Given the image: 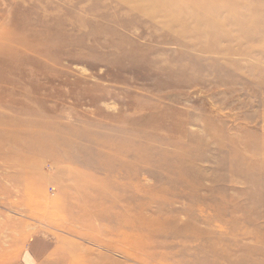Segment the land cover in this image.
I'll use <instances>...</instances> for the list:
<instances>
[{
  "label": "rangeland",
  "instance_id": "374dc122",
  "mask_svg": "<svg viewBox=\"0 0 264 264\" xmlns=\"http://www.w3.org/2000/svg\"><path fill=\"white\" fill-rule=\"evenodd\" d=\"M192 1L0 0V264H264V0Z\"/></svg>",
  "mask_w": 264,
  "mask_h": 264
},
{
  "label": "bare ground",
  "instance_id": "6f19581e",
  "mask_svg": "<svg viewBox=\"0 0 264 264\" xmlns=\"http://www.w3.org/2000/svg\"><path fill=\"white\" fill-rule=\"evenodd\" d=\"M195 5L197 2V0L195 1H192ZM262 25L264 24L261 23ZM29 48V47H28ZM4 106H5V103H4ZM7 109L11 110L12 112H15V111H21V113L23 112V114H25L26 112L29 111V109H23L21 108L20 106L18 105H8V106H5ZM162 116L161 114L159 113H149L146 115V117L144 118V121H145V125L147 126H151L154 125V124H157L159 121L162 120ZM9 122L7 121H2V125H7ZM1 126V125H0ZM56 127V126H55ZM154 128V126H153ZM86 137L88 138L87 139V142L89 143H92L94 145V147L97 148V150L95 151H87L86 154H87V157L86 159H82V160H78V159H72V158H62V159H66L69 163H76V162H79L80 166L85 168V169H89V170H92L94 171L95 174H91V175H87V177H83L81 180L78 181V183L81 185V186H91V185H94L95 187L98 188V196L99 194L101 193V189H103L102 187L105 186L106 184V180L103 179V178H99V175H103L105 174V172H109V171H114V157H116V155H114L113 157V143H112V140H103V139H100V138H96V137H91L89 136L88 133L85 134ZM8 139H12V137H7ZM263 139H264V135H263ZM84 142H82L83 144ZM5 144V143H4ZM2 144V145H4ZM58 147L61 146V144H57ZM5 146V145H4ZM82 146V145H81ZM259 146L260 148L259 149H262L264 150V142H260L259 143ZM137 153V151H134ZM77 154V153H76ZM2 159L4 161H8L10 162L11 164H17V163H20L21 160H19V158L17 159V156H12V154H8V153H2ZM69 157V156H68ZM118 158V157H116ZM99 161L103 162V164H100L99 165ZM240 164H243L244 166H246V172L245 173L247 176H254L256 172H259L262 168V162L261 160L259 159H256V164H248L247 161H246V158L243 157L240 162H239V165L236 166V167H240ZM249 165V166H248ZM15 167V166H14ZM258 167V168H257ZM262 171V170H261ZM181 174H179L180 176ZM114 177V176H113ZM21 178V177H19ZM23 179V178H21ZM24 181H26V179L24 178L23 179ZM256 182H257V178H255ZM112 183V178L109 179L108 183ZM24 184H27V183H24ZM18 197V196H17ZM79 197V196H78ZM82 199L84 200L85 202H91L94 201L95 203H101L102 201H99L96 197H93L92 200L90 199H86L85 197L82 198L81 196L79 197V200ZM103 203V202H102ZM157 226L159 228H162V226H158L159 224H156V223H152V224H148L147 225V228H148V231L150 228H152V226ZM157 228L155 231L156 233H159V232H162L161 229ZM152 231V230H151ZM152 233V232H151ZM150 231L148 232V235L151 234ZM28 238V237H27ZM26 238V240H27ZM25 240V241H26ZM262 240L264 241V237H262ZM229 247V248H227ZM226 254H227V258L229 257L228 255L230 254L231 252V248L230 246H226V248L224 249ZM5 254V253H4ZM136 257V256H135ZM226 258V259H227ZM75 263V261H74ZM235 264H242L241 261H237Z\"/></svg>",
  "mask_w": 264,
  "mask_h": 264
}]
</instances>
